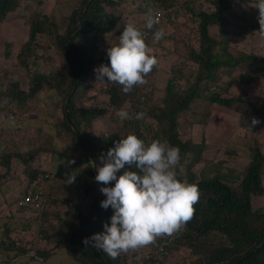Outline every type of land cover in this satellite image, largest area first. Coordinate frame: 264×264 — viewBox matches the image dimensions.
Instances as JSON below:
<instances>
[{
  "label": "trees",
  "instance_id": "1",
  "mask_svg": "<svg viewBox=\"0 0 264 264\" xmlns=\"http://www.w3.org/2000/svg\"><path fill=\"white\" fill-rule=\"evenodd\" d=\"M22 1L0 0V22L5 21ZM249 1L76 0L65 16L62 29L53 18L48 19L43 13H36L28 20L27 36L16 53L18 64L26 69L37 64V50L42 47L38 40L40 34L50 36L61 63L47 74H32L26 89H22L17 80L6 87L0 85V103L23 108L41 91H52V106L59 107V113L52 116L51 127L43 129V139L38 145L25 151L17 149L0 153V166L5 172L0 173V184L7 173H12L13 163L22 161L27 165L44 151L50 154L52 161H57L55 175L61 180L67 179L65 173L75 171L77 175L71 185L81 188L83 196H89L93 190L96 192L87 211L81 209L68 193L69 196L63 198L66 209L63 215H56L55 225L46 218L47 212L38 214L44 216L38 226L39 232L47 236V231H53H50L55 238L53 247L64 250L72 260L69 264H138L139 261L140 264H167L177 250L186 252L182 264H264V142L253 137L252 143L246 146L247 161L243 169L227 165L226 171H222L225 160L206 157L207 142L192 139L179 128L181 115L196 99L205 100L209 107L217 104L246 116L264 119L263 97H253L245 88L238 92L230 90L235 78H242L243 83L249 85L264 75V60L253 52L233 48L228 36L229 25L235 26L238 31L260 26L259 10L254 7L258 1ZM237 2L247 10L237 13L234 10ZM152 3L158 5L161 16L159 23L148 30L146 16ZM129 23L142 33L147 32L145 41L155 43L152 55L156 58V48H160L163 39L169 36L165 31L169 26L183 25L196 32L197 45L189 41L190 32L187 31L189 34L182 39L181 51L176 48L163 53H176L179 59L169 66L157 102L153 99L160 68L158 60L145 77L146 83L134 87L131 93L124 94L121 86L112 82H96L94 69L109 63L107 49L119 44L120 35ZM212 25L217 27L216 34L209 31ZM157 30L164 32L161 40L153 38ZM102 37L107 38L106 44L99 47ZM5 46L7 56L11 52L8 49L11 43L6 42ZM91 90H99L106 100L100 102ZM107 109L110 120L119 125L108 132H96L94 123L103 117ZM120 109L129 113L128 119L117 117L116 112ZM139 112L145 113L143 120L135 119ZM129 134L136 135L146 145L160 140L178 147L181 160L176 169L177 177L196 185L200 197L194 205L193 218L177 233L158 237L154 244L121 253L113 260L102 251L85 248L82 241L85 237L103 232V225L110 224L113 215L111 207L107 210L100 207V202L106 199L100 187L107 185L95 181L97 172L93 162L100 165L101 155H106L116 141ZM225 150L228 155L236 154L232 148ZM69 160H75V163L69 166ZM200 161L211 164L214 171L210 173L204 167L194 169ZM52 170L34 172L45 181L46 188L39 190L49 197L51 204L56 205L60 197L51 189L52 178L56 179ZM125 170L140 174L134 166H126L117 173V177ZM114 185L115 181L109 183V187ZM66 189L69 191V187ZM258 196L263 197V202L255 207L253 199ZM19 208L25 211L23 207ZM30 227L31 222L24 221L23 229L30 230ZM10 231L6 225L1 231L0 264H19L22 259H31L35 264H50L47 258L54 250L25 247L12 239ZM255 247L256 250L250 253ZM31 252L42 256L45 261H37L34 255H30Z\"/></svg>",
  "mask_w": 264,
  "mask_h": 264
},
{
  "label": "rangeland",
  "instance_id": "2",
  "mask_svg": "<svg viewBox=\"0 0 264 264\" xmlns=\"http://www.w3.org/2000/svg\"><path fill=\"white\" fill-rule=\"evenodd\" d=\"M76 0H23L21 5L12 13H10L5 21L0 22V85L3 87L17 80L22 89H26L29 85V78L34 73L46 74L52 67L58 68L61 59L56 52L53 44L50 42V36L47 34H40L38 40L41 42L42 47H38L37 54L39 60L36 65H30L29 69L18 64L16 53L19 50L21 43L25 40L28 32V20L36 13H43L46 18H53L58 23L60 29L63 28L66 22L65 16L69 14L71 7ZM258 0H251L252 3ZM247 3V4H249ZM255 3V2H254ZM237 13H243L247 10L241 3L235 4ZM142 17L141 19H143ZM182 19V17L180 18ZM169 36L161 42L160 48H156L157 60L159 61V71L156 77V83L163 85L165 83L169 66L175 59H179L176 53L171 52L167 55L164 52L171 49L183 48L182 39L189 34L185 26H169L165 29ZM209 31L211 34L217 33L215 25L210 26ZM260 26L249 27L246 30L238 31L235 26H228V36L233 48L243 52H253L264 60V34L260 32ZM189 41L197 45V38L195 31H189ZM172 35V36H171ZM106 37L99 40V47L106 44ZM8 42L11 43V54L7 57L3 55V46ZM155 45V43H153ZM6 47V46H5ZM102 65V64H101ZM1 71H5L7 76L4 77ZM234 84L230 87L232 92H238L245 88L248 93L253 97L264 98V75L256 83L245 85L243 79L235 78ZM162 88L155 90L154 102L158 101L161 95ZM96 94L97 99L101 102L106 100L104 95H101L99 90H91ZM54 92L41 91L37 96L32 98L27 106L23 108L17 107L15 104L5 105L0 103V153L13 150L16 151L32 149L40 143L43 139V129L50 128V122L53 120L52 116L59 113V107L52 106V99ZM99 102V103H100ZM206 101L196 99L191 103L190 107L184 112L185 114L180 117V130H184L186 136L195 140L204 139L209 145L205 155L211 159H223L224 164L221 167L222 171L225 166H234L236 169L241 170L247 161V145L252 143L253 137H258L259 140L264 142V119L257 118L260 123L252 125L253 116H246L242 112L225 108L223 106L212 104L210 107L206 106ZM225 109L221 110V109ZM221 111L224 112L221 114ZM223 118V119H222ZM256 118V117H255ZM205 119V121H202ZM50 125V126H49ZM118 122L111 121L109 118V110L107 109L103 117L94 123V129L98 131H110L118 127ZM183 131H181V134ZM60 145V143H58ZM226 148L236 150L235 155H228ZM22 161H16L12 165V173H7L0 184V239L2 238V228L4 225L8 226L10 236L16 242L24 244V246H32L34 249H45L53 251L47 258V263L50 264H69L72 260L67 256L62 248L55 249L53 247L55 238L47 231V236L39 238L38 226L43 218V214L32 215L27 211L21 210L17 205V199L23 194L24 189L29 183L30 186L39 185L44 183L43 178L37 172L41 169H53L51 189L56 192L60 197L59 202L55 204L50 203V208L47 212V219L55 225L57 216L64 213L66 203H63V198L69 196L73 201L84 211H87L89 204L92 201V196L96 193L94 190L89 196H83L81 188L69 184L66 186V180H61L57 175V161L53 160L49 153L40 152L37 156L32 158L27 165ZM62 167V165L60 166ZM204 167L205 170L212 173L214 167L205 163L204 161L198 162L194 169ZM52 170V171H53ZM62 171V169L60 170ZM0 173L5 174L4 168L0 166ZM33 173V174H32ZM71 185V186H70ZM69 187V191L66 189ZM46 185L43 186V189ZM69 193V194H68ZM263 202V197L258 196L253 199V205L259 206ZM24 221L31 222L30 230L23 229ZM53 232V231H52ZM13 253V252H11ZM185 250H177L170 256L167 264H182L185 259ZM147 255H145L146 258ZM35 264L31 259L24 261L22 259L19 264ZM140 264V261L138 262Z\"/></svg>",
  "mask_w": 264,
  "mask_h": 264
},
{
  "label": "clouds",
  "instance_id": "3",
  "mask_svg": "<svg viewBox=\"0 0 264 264\" xmlns=\"http://www.w3.org/2000/svg\"><path fill=\"white\" fill-rule=\"evenodd\" d=\"M254 7L259 10V32L264 34V0H258ZM158 23L159 13L149 8L146 28L152 30ZM145 35L135 25L126 24L119 44L107 49L109 63L94 69L96 82L118 84L124 94L145 84V77L158 63L150 54ZM163 36L162 30L153 34L155 40H161ZM116 115L121 120L129 118L124 109L117 111ZM144 117L143 112L135 115L137 120ZM259 123L257 118H252L253 126ZM99 159L100 165L93 162L97 172L95 181L101 185L115 181L114 187H100L106 197L100 207L105 210L111 207L113 215L110 224L103 225V232L83 239L85 248H95L115 260L121 253L154 244L158 237L174 235L193 218L200 192L196 185L177 177L176 169L181 160L178 147L160 140L146 145L136 135L129 134L116 141L114 147ZM74 163L75 160L67 161L69 166ZM126 166H134L140 174L125 170L117 177ZM65 175V182L72 184L77 173L72 171Z\"/></svg>",
  "mask_w": 264,
  "mask_h": 264
},
{
  "label": "built area",
  "instance_id": "4",
  "mask_svg": "<svg viewBox=\"0 0 264 264\" xmlns=\"http://www.w3.org/2000/svg\"><path fill=\"white\" fill-rule=\"evenodd\" d=\"M150 8L155 9L159 13V19L161 16V11L156 3H152ZM148 13V12H147ZM147 34V32H143ZM148 48L150 49V54L155 52V45L145 41ZM143 98V97H142ZM49 198L46 194L42 193L39 189H33L32 186H28L24 189L23 194L17 199V205L23 207L28 213L32 215H38L49 209ZM42 233H39V238H42ZM30 255H34L35 259L39 262H44V258L37 255L35 252H31ZM15 260V259H14Z\"/></svg>",
  "mask_w": 264,
  "mask_h": 264
},
{
  "label": "crops",
  "instance_id": "5",
  "mask_svg": "<svg viewBox=\"0 0 264 264\" xmlns=\"http://www.w3.org/2000/svg\"><path fill=\"white\" fill-rule=\"evenodd\" d=\"M3 48H4V49H3V55L6 56V55H5V50H6V49H5V44H4ZM10 54H11V52L7 55V57H8ZM52 68H54V67H52ZM52 68H50V69H52ZM50 69H49V70H50ZM49 70H48V71H49ZM1 73H3L4 77L7 76V73H6L5 71H1ZM47 73H48V72H47ZM47 73H46V74H47ZM163 85H164V84H163ZM163 85H162V84L159 85V84L156 83V81H155V86H156L157 89L162 88ZM220 109H221V108H220ZM221 110H224V111H225V109H223V108H222ZM223 113H224V112L221 111V114H223ZM222 119H223V118H222ZM44 183H45V181H44ZM28 186H30L29 183L27 184V187H28ZM43 186H45V185H44V184H43L42 186L34 185V186H32V187H36L37 189H39V188H40V189H43ZM49 208H50V204H49ZM14 259H15V258H14Z\"/></svg>",
  "mask_w": 264,
  "mask_h": 264
},
{
  "label": "water",
  "instance_id": "6",
  "mask_svg": "<svg viewBox=\"0 0 264 264\" xmlns=\"http://www.w3.org/2000/svg\"><path fill=\"white\" fill-rule=\"evenodd\" d=\"M66 102H67V100L65 101V104H66ZM80 137H81V136H80ZM84 142H85V144L89 147V144H88L85 140H84ZM107 186L109 187V184H108ZM83 226H84V224H83ZM258 246H259V245H258ZM258 246H257V247H258ZM257 247H255L254 249H252L250 253L254 252V251L256 250Z\"/></svg>",
  "mask_w": 264,
  "mask_h": 264
}]
</instances>
